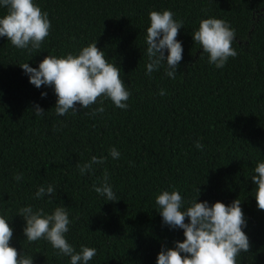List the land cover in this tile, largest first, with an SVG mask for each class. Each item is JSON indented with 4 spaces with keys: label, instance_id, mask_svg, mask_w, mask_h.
I'll use <instances>...</instances> for the list:
<instances>
[{
    "label": "trees",
    "instance_id": "16d2710c",
    "mask_svg": "<svg viewBox=\"0 0 264 264\" xmlns=\"http://www.w3.org/2000/svg\"><path fill=\"white\" fill-rule=\"evenodd\" d=\"M51 27L39 50L17 49L0 37V216L13 229L10 246L33 264H70L45 239L23 235L20 209L50 215L65 207V238L76 252L95 248L88 264H156L162 248L183 242V231L162 222L155 203L162 191H179L182 210L195 200L241 201L251 248L237 264H264V211L257 208L251 177L264 162V0H33ZM170 10L182 28L183 58L175 78L166 62L147 74L149 13ZM0 7V18L6 14ZM224 20L235 32L237 55L223 68L193 42L203 19ZM96 41L120 68L131 93L126 109L108 99L58 116L48 86L29 83L19 67L37 68L47 55H78ZM167 51L165 50V57ZM163 90L165 95H159ZM47 95L41 98V93ZM34 105L45 113L36 115ZM103 107V113H91ZM203 144L197 150L195 143ZM119 152L113 159L110 149ZM95 156L104 158L80 174ZM108 174L117 201L97 194ZM22 174V179L14 177ZM51 196L37 199L43 186ZM187 218L185 223H187Z\"/></svg>",
    "mask_w": 264,
    "mask_h": 264
},
{
    "label": "clouds",
    "instance_id": "9594fccd",
    "mask_svg": "<svg viewBox=\"0 0 264 264\" xmlns=\"http://www.w3.org/2000/svg\"><path fill=\"white\" fill-rule=\"evenodd\" d=\"M0 7L6 14L0 18V37L7 38L17 49L39 50L48 37L51 27L47 13L42 12L33 0H0ZM170 10L149 13L150 26L147 28L146 54L149 62L146 65L147 74L156 70L162 62H166V75L175 78L177 68L183 58V47L176 39L182 28V21H176ZM235 32L221 19L208 18L199 23V28L192 34L193 42L201 45L208 54V62L216 68H223L229 57H235L232 47ZM165 50L167 56L165 57ZM29 78V83L39 89L48 86L56 96L55 113L64 116L69 111L77 114L81 108H89L94 103L103 104L108 99L118 109L128 107L127 100L131 93L121 79V71L115 63H109L105 53L96 46V41L83 47L78 55L68 54L57 58L47 55L37 68L28 63L19 66ZM47 93L42 92L41 98ZM159 95H165L161 90ZM103 107L96 108L91 115L103 113ZM42 116L45 111L34 105L32 110ZM197 150L203 149V144L195 143ZM110 155L119 158V152L112 148ZM104 158L93 156L83 165H77L80 174L92 171L94 164H103ZM251 177L255 188L257 208L264 211V162H260ZM22 179V174L14 177ZM93 190L106 197L108 201H117V197L108 183V174L104 173L100 186ZM198 195L190 206L182 210L183 199L179 191H162L155 203L159 206L162 222L171 229L183 231V242H176L174 248L164 249L158 253L156 264H237L240 253H248L251 244L243 229L246 221L241 208V201L235 199L230 205L215 202L211 206L197 202ZM54 188L41 186L35 196H51ZM20 216L25 221L23 235L29 242L39 239L47 240L51 247L63 256L70 257V264H88L97 254L95 248L82 247L76 252L68 243L65 234L69 231L68 211L65 207H56L50 215L43 209L33 211L31 207L20 209ZM187 218V223L185 220ZM13 229L3 216H0V264H33V257L23 256L16 248L10 246Z\"/></svg>",
    "mask_w": 264,
    "mask_h": 264
}]
</instances>
